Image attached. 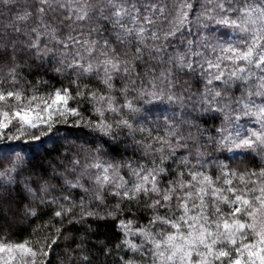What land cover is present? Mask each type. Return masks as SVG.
Segmentation results:
<instances>
[{
    "label": "snow or ice",
    "instance_id": "1",
    "mask_svg": "<svg viewBox=\"0 0 264 264\" xmlns=\"http://www.w3.org/2000/svg\"><path fill=\"white\" fill-rule=\"evenodd\" d=\"M0 264H264V0H0Z\"/></svg>",
    "mask_w": 264,
    "mask_h": 264
},
{
    "label": "trees",
    "instance_id": "2",
    "mask_svg": "<svg viewBox=\"0 0 264 264\" xmlns=\"http://www.w3.org/2000/svg\"><path fill=\"white\" fill-rule=\"evenodd\" d=\"M60 135H63V131L60 133ZM4 143H8V142H4ZM46 146H47V147H51V143L48 142V143L46 144ZM30 147H31V146H30ZM36 147H39V144H38V143H37ZM101 231H102V232H105V233H108V234H111V233H110V230H109L108 228H105V227H102V228H101Z\"/></svg>",
    "mask_w": 264,
    "mask_h": 264
}]
</instances>
